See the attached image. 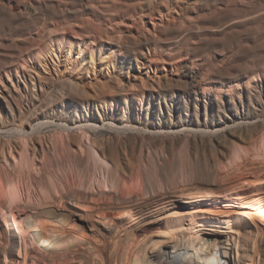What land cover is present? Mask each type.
Here are the masks:
<instances>
[{"label":"bare ground","instance_id":"6f19581e","mask_svg":"<svg viewBox=\"0 0 264 264\" xmlns=\"http://www.w3.org/2000/svg\"><path fill=\"white\" fill-rule=\"evenodd\" d=\"M222 1L0 0V38L27 45L0 77V264H264V141L258 165L242 153L264 130V76L213 61L206 73L234 81L218 99L197 64L258 36L240 27L264 29V3L237 0L220 24ZM165 55L185 93L169 73L159 91L141 74L128 87L134 62ZM233 55L262 57L264 41ZM86 60L110 75L97 95L75 75Z\"/></svg>","mask_w":264,"mask_h":264},{"label":"rangeland","instance_id":"374dc122","mask_svg":"<svg viewBox=\"0 0 264 264\" xmlns=\"http://www.w3.org/2000/svg\"><path fill=\"white\" fill-rule=\"evenodd\" d=\"M253 1H257V2H262V3H264V1H260V0H253ZM226 4H227V6H226ZM237 5V0H233V3H232V0H228V1H226V0H224V1H222V7H223V11H224V14H219V16H220V19H219V16L217 17L216 16V18H217V20L219 21L218 23H220V24H225L226 22L225 21H227V24H228V21H230V20H232V18L234 19V18H237V16H236V14L238 15V17L241 15V12L237 9V7H235ZM226 6V7H225ZM230 7V8H233V10H231L230 12H226L225 10V8H227V7ZM234 6V7H233ZM225 7V8H224ZM234 9H235V11H234ZM238 10V11H237ZM237 11V12H236ZM235 12V13H234ZM234 13V14H233ZM214 15V16H213ZM215 13H213L212 14V16L213 17H215ZM232 15H234V16H232ZM1 18V17H0ZM224 18H225V20H224ZM228 18V19H227ZM224 20V21H223ZM6 21V22H5ZM223 21V22H222ZM5 23H7V18H4V17H2L1 19H0V26L1 25H3V24H5ZM206 23H209L208 21H206ZM253 23H255V22H253ZM253 23H248L246 26H244V27H240V28H243V29H245L246 31H248V32H251V30L252 31H255V32H257L256 33V35H258V36H255V35H249V36H245V37H242V38H240L239 40H236V41H234L232 44H229V48H228V45L227 46H225L224 48L223 47H221V46H216V48H215V50L213 49V48H211V50H210V53H205V54H207V56L205 55V62H202V64H199L198 62H197V64H198V67L200 66V68H201V70L204 72V78H206V82H207V84H208V87H209V85H210V87H209V90L206 88V90H207V92H209L210 93V97L212 96V97H214V98H220L221 97V95H222V93L224 92V91H222L223 89V87H224V90H225V88H227V87H231V85L230 84H232L233 82H232V80L231 79H229L230 80V82L228 81V78H227V76L225 77H220V76H215V75H213L212 73L213 72H210V65L212 64V62H213V64L215 63V64H217V65H215L216 67H218L219 65H220V63L222 62L223 64H222V66H224L225 64L226 65H229V66H227L226 68H228V70L229 71H232V73H234L235 72V69L234 68H236V66H238V65H236V64H238L237 62H239L240 61V59L242 60V61H240L239 62V64L240 63H242V65H244V66H247L248 64L247 63H250L251 64V68H252V66H253V64H254V62H255V64H254V66H253V69L255 70V72H256V69L257 68H259V71H258V69H257V72H259V73H262L261 75L262 76H264V55L262 56V57H259V55H255V56H249V57H251V58H249L248 56H241V58H237V57H234V52L236 51V49H237V51L238 50H240L241 48H243V46L245 47V46H247V45H249V44H252V43H259V41L261 42H263L264 40V29L262 28V27H259V26H261L260 25V23L258 24L257 22V24H258V27H257V24L255 23V24H253ZM226 24V25H227ZM250 25V26H249ZM253 25H256V26H253ZM247 26H249L250 28H252V29H250L249 27H247ZM255 27H257V29L256 30H254V28ZM230 28L233 30V31H235V30H237V29H239V27H235V26H231V27H227V29H226V31L227 30H229L228 32L229 33H231V32H233L232 30L230 31ZM237 28V29H236ZM250 30H249V29ZM258 28H262L261 30L260 29H258ZM258 30V31H257ZM261 31H262V36H261ZM259 33V34H258ZM259 35H260V38H259ZM204 36H206V35H204ZM202 37V36H201ZM244 38V39H243ZM259 38V39H258ZM199 38H196V41L198 42V41H200L201 39H199ZM243 39V40H242ZM247 39V40H246ZM247 42H246V41ZM6 39H2V38H0V43H1V47H3V48H1L0 47V77L2 76L3 78H2V80L3 81H6L7 82V75L6 74H8V72L10 71V70H12V74H15V72H16V66H19L21 63V60H22V55L25 53L26 54V48L27 47H25V46H27V45H15L14 47H13V45H12V43H10V41H7ZM193 41V40H192ZM192 41H189V43H191ZM243 41V42H242ZM253 41V42H252ZM255 41V42H254ZM194 42V41H193ZM192 42V43H193ZM240 43L239 45L240 46H242L241 48H240V46L238 45V43ZM245 42V43H244ZM251 42V43H250ZM2 43L3 44H5V47L2 45ZM248 43V44H247ZM14 44V43H13ZM245 44V45H244ZM12 47H10V46ZM234 45V46H233ZM6 46H9V47H6ZM24 46V47H23ZM231 46V47H230ZM232 46L234 47V48H232ZM239 46V47H238ZM17 47V48H16ZM66 47H69V45H66ZM217 47H218V49H217ZM236 47H238V48H236ZM222 48V49H221ZM234 51H232L231 49ZM213 49V50H212ZM220 49V50H219ZM228 49V50H227ZM226 50V51H225ZM215 51H216V53H215ZM219 51H221V52H219ZM228 52V53H227ZM233 52V53H232ZM85 53H88V52H86L85 51ZM224 53L226 54V55H224ZM210 54V55H209ZM215 54H216V56H215ZM221 54V55H220ZM232 54V55H231ZM87 55V54H86ZM108 55H109V53H108ZM213 55V56H212ZM230 57V59H229V57ZM232 56V58H231V56ZM75 57H76V55H74ZM212 56V57H211ZM218 56V57H217ZM224 56V57H223ZM261 56V55H260ZM208 59H207V58ZM210 57V58H209ZM217 57V58H216ZM221 57V58H220ZM253 57H255L256 59H254ZM166 58L167 59H169V61L168 60H166ZM211 58H213L212 60H211ZM216 60H215V59ZM227 58V59H226ZM253 58V59H252ZM260 58V59H259ZM62 59H63V62H62V64L63 65H60L63 69H65V66H66V64L67 63H65L64 62V59H65V56L64 57H62ZM220 59V60H219ZM232 59H237L236 60V63L234 64L232 61H235V60H232ZM99 60V59H98ZM161 59H158V60H155V62L154 61H150V64H148V61H146L147 62V65L149 66V65H151V64H154V65H152V69H150V68H147L148 66L146 65L145 66V64H144V66L145 67H143L142 66V68H141V70H142V72H138L139 71V69H135V66H136V62H134L133 64L135 65V66H132L131 67V70H132V73H130V75L128 74V76H130L129 77V84H128V87H130V85H132L131 87H134L135 88V86H136V88L139 90V89H142V88H144L145 86L143 85V80H142V78H141V76L143 75V76H145V77H143L145 80H149V81H151V83L150 84H152V83H154L155 84V86H157V90L158 89H160V88H158L159 86H161V85H158V84H165L166 82H165V80L167 81V77L169 76V78L170 79H172V80H175V82L177 83H174V81H172V80H170L169 78V82L170 81H172V84L171 85H177V86H175V87H173L174 89L176 88V91H177V94L179 93V94H182V93H185L186 92V90L187 89H185V88H187V86H186V83L185 82H183L182 80L181 81H178V79H179V77H181L182 76V72L183 71H180L179 69H183V65L181 64L180 65V62H177L176 60V62L174 61V60H171L167 55H165V61L164 62H162V61H160ZM208 60H211V61H209V62H211V63H207L208 62ZM220 61V63H219V61ZM255 60V61H254ZM258 62H257V61ZM260 60V61H259ZM18 61V62H17ZM168 61V62H167ZM174 62V65L172 64L173 62ZM216 61V62H215ZM246 61H247V63H246ZM170 62H172V63H170ZM218 62V63H217ZM17 63V64H16ZM20 63V64H19ZM83 63H84V61H83ZM81 64V66L79 67L80 69L81 68H83V69H79V71H77L76 73H75V70H78L77 68H73L74 69V71H73V73H75V75L76 76H80L79 77V80L81 81V83H83V86L85 87V88H87L93 95H97L96 93H98V92H101V91H99V90H103V89H106V85L107 84H105L106 82L108 83L109 82V78H110V75H109V73L107 74V70H106V67H102L101 65H100V61H99V63L97 62L95 65V68H92L91 67V65L89 64V62L86 60L85 61V63L84 64ZM204 63L206 64V65H204ZM233 63V64H232ZM245 63V64H244ZM253 63V64H252ZM97 64H99V65H97ZM176 64H177V67H178V69L175 67L176 66ZM250 64L248 65V67L250 66ZM263 64V65H262ZM65 65V66H64ZM158 65V66H157ZM173 65V66H172ZM241 65V64H240ZM202 66V67H201ZM221 66V65H220ZM235 66V67H234ZM259 66H262V67H259ZM101 67V68H100ZM180 67H182V68H180ZM209 68L210 70H207V73H209V74H207L206 73V68ZM231 67H233V68H231ZM255 67V68H254ZM100 68V69H99ZM125 69H124V73H125V75H124V77L125 76H127L126 75V73H127V71H128V67L127 66H125L124 67ZM146 68H147V70H146ZM204 68V69H203ZM207 68V69H208ZM89 69V70H88ZM93 69H94V71H93ZM103 69V70H102ZM157 69V70H156ZM260 69H261V71H260ZM82 70H84V71H82ZM127 70V71H126ZM150 70V73L148 72ZM154 70H156V71H154ZM234 70V71H233ZM263 70V71H262ZM93 71V72H92ZM115 71V70H114ZM154 71V72H153ZM179 71H180V75H179ZM209 71V72H208ZM212 71V70H211ZM136 72V73H135ZM145 72H146V74H145ZM153 72V73H152ZM256 72V73H257ZM84 73V74H83ZM148 73V74H147ZM158 74V76H157V74ZM166 73L168 74V76L166 75ZM87 74V75H86ZM138 74V75H137ZM141 74V76H139ZM151 74V75H150ZM155 74V75H154ZM207 74V75H206ZM107 75V76H106ZM134 75H136V76H134ZM154 75V76H153ZM164 75H166V76H164ZM170 75H172V76H170ZM177 75H179V77L177 76ZM148 76H150L152 79L153 78H155V80L153 81L151 78H149ZM165 77V78H163V77ZM215 76V77H214ZM107 77V78H106ZM133 77L135 78V77H138V79H133ZM160 77H161V79H162V83H161V79H160ZM173 77V78H172ZM176 77V78H175ZM210 77V78H209ZM220 77V78H219ZM81 78V79H80ZM147 78V79H146ZM159 78V79H158ZM175 78V79H174ZM178 78V79H177ZM207 78H208V80H210V81H207ZM217 78H219V79H217ZM106 79H108V80H106ZM157 79V80H156ZM163 79H165V80H163ZM177 79V80H176ZM216 79L220 82H218V81H216ZM160 82H159V81ZM220 80H222V81H220ZM226 80V81H225ZM132 81V82H131ZM155 81H157V82H155ZM164 81V82H163ZM178 81V82H177ZM211 81H212V83H211ZM131 82V83H130ZM180 82H182V85L183 86H180L181 85V83ZM215 82V83H214ZM218 82V83H217ZM227 82V83H226ZM134 83H136V85L134 86L133 84ZM157 83V84H156ZM171 83V82H170ZM174 83V84H173ZM178 83H180V84H178ZM184 83V84H183ZM153 84V85H154ZM213 84V85H212ZM142 85V86H141ZM148 86V87H146L147 89H145V95L147 94V93H149L150 91H153L154 92V94H157L158 95V91L156 90V89H153L155 86ZM216 85H217V87H216ZM227 85V86H226ZM88 86V87H87ZM144 86V87H143ZM178 86L180 87V89L178 88ZM101 87H103V88H101ZM139 87V88H138ZM150 87H151V89H150ZM218 87H219V89H218ZM101 88V89H100ZM133 88V89H134ZM135 88V89H136ZM179 90H178V89ZM183 88V89H182ZM211 88V89H210ZM132 89V88H131ZM132 89V90H133ZM136 89V90H137ZM153 89V90H152ZM182 89V90H181ZM220 89H221V92H220ZM229 89V88H228ZM98 90V92H96ZM185 92H184V91ZM211 90H212V92H211ZM227 90V89H226ZM95 91V92H94ZM156 91V92H155ZM217 91H219V92H217ZM211 93H213L212 95H211ZM217 93H219V94H217ZM99 94V93H98ZM216 96H215V95ZM221 94V95H220ZM227 105V104H226ZM24 106H25V104H24ZM262 114H264V112L262 113ZM263 116V117H262ZM259 119H258V123L257 124H259L260 125V127H262L263 125H264V115H262ZM206 117V115H205V113H202V118H205ZM262 120V121H261ZM263 122V123H262ZM259 133H260V135H259ZM257 135H256V137H255V140L253 141L254 143H252V144H249L248 146H247V152L246 151H244V152H242V153H244L243 155H245V156H247L246 154L248 153V150L250 149V151H255L256 152V150L255 149H257V145H258V147L260 148V145L262 146V141H264V130L263 131H261V132H259ZM262 134V135H261ZM259 135V136H258ZM257 136H258V138H257ZM255 142H256V144H255ZM253 145H256V147L255 148H253L254 146ZM253 146V147H252ZM258 148V149H259ZM249 151V152H250ZM254 151L253 152H250V153H253V154H248V156H249V158L248 157H246V158H248V160L245 158H243V156L241 157V155L239 156L242 160H243V162H245V160H246V162L248 161L249 163H250V161L252 162V164H254V166L255 165H258L260 162H258L259 160H257L254 156H256L257 157V153L254 155ZM258 151V150H257ZM242 153H240V154H242ZM251 155V156H250ZM254 155V156H253ZM253 156V157H252ZM258 158V157H257ZM241 159L238 161V162H240L241 161ZM254 159H256L257 160V162H255L254 161ZM250 160V161H249ZM261 161V160H260ZM232 162H234V160L233 161H230V163H231V165L233 166V168H230V167H232L231 165H229L230 163L228 162V165H226V166H229L228 168L229 169H227V173H226V171H225V169L227 168L226 166H220L219 167V170H221V172L220 173H222V171L224 170V172L226 173V174H232L233 173V170H234V172L235 171H240V169H238V170H235V169H237V167H236V165H237V163H234L235 165H233V163ZM247 162V163H248ZM256 163V164H255ZM234 166L236 167V168H234ZM224 167H226L225 169H224ZM257 167V166H256ZM221 168V169H220ZM231 169V170H230ZM233 169V170H232ZM228 170H230V171H228ZM236 173V172H235ZM234 173V174H235ZM238 173V172H237ZM135 176H136V174H135ZM136 179L138 180V178H136L135 177V180H134V184H137L136 182ZM129 180V179H128ZM133 181V179H130L129 180V185H134V184H131V183H133L132 181ZM4 215V213L2 214V216H1V219L4 217L3 216ZM2 220H4V218L2 219ZM14 228H17L16 227V225H15V223H14ZM210 240V238L209 237H202V241H204V242H206V241H209ZM22 242H23V240H22ZM32 258V257H31ZM30 257H29V259H31ZM37 257H33V260L32 261H28V263L29 264H38L40 261H42L41 259H37ZM34 261H36V262H38V263H35ZM32 262V263H31ZM44 262L46 263V264H48V262H46V261H42V262H40L39 264H44ZM23 263V262H22ZM22 263H20V264H22ZM24 263H25V261H24ZM23 263V264H24Z\"/></svg>","mask_w":264,"mask_h":264}]
</instances>
